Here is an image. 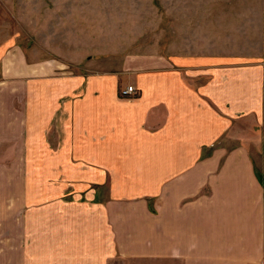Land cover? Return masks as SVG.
<instances>
[{"label":"crops","instance_id":"1","mask_svg":"<svg viewBox=\"0 0 264 264\" xmlns=\"http://www.w3.org/2000/svg\"><path fill=\"white\" fill-rule=\"evenodd\" d=\"M133 4L35 0L0 45V264H264V0H166L162 55Z\"/></svg>","mask_w":264,"mask_h":264},{"label":"rangeland","instance_id":"2","mask_svg":"<svg viewBox=\"0 0 264 264\" xmlns=\"http://www.w3.org/2000/svg\"><path fill=\"white\" fill-rule=\"evenodd\" d=\"M33 1L35 0H0V45L5 44L9 39L16 40L21 35L24 36L26 29L20 23L21 13L22 11L24 13L26 4ZM219 2L226 3L227 0H219ZM165 3L166 0H135V5H130L123 12L118 13V16L121 15L123 19L119 21L116 31H119L120 38L126 41L124 48L135 47V50L138 51L162 55L167 31L170 30L164 15ZM110 15H113L114 20L118 21L117 12L110 13ZM175 15L176 12L173 11V20ZM172 34H174L173 31ZM120 89L119 87L118 93ZM253 126L254 131L260 135L262 128L258 125ZM254 145L256 146L253 147ZM249 146L253 153L257 151L254 156L259 163L258 171L263 175L264 142L252 140Z\"/></svg>","mask_w":264,"mask_h":264},{"label":"built area","instance_id":"3","mask_svg":"<svg viewBox=\"0 0 264 264\" xmlns=\"http://www.w3.org/2000/svg\"><path fill=\"white\" fill-rule=\"evenodd\" d=\"M119 95L121 97L137 95V89L133 85H127L126 87L120 89Z\"/></svg>","mask_w":264,"mask_h":264}]
</instances>
